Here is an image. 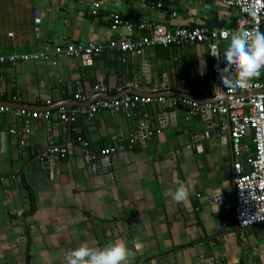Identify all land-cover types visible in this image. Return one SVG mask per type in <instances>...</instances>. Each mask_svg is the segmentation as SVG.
Returning a JSON list of instances; mask_svg holds the SVG:
<instances>
[{
  "label": "crops",
  "instance_id": "obj_1",
  "mask_svg": "<svg viewBox=\"0 0 264 264\" xmlns=\"http://www.w3.org/2000/svg\"><path fill=\"white\" fill-rule=\"evenodd\" d=\"M101 2L93 15L90 0H0V51L46 54L0 63V107H9L0 114V264H66V253L81 244L103 248L117 240L135 252L129 264H264V225L239 227L232 217L236 157L221 128L227 117L187 120L186 106L170 101L226 100L208 43L141 54L107 47L82 58L57 51L148 33L113 29L112 12L134 23L142 17L175 28L232 27L238 9L220 0H166L178 12L170 16L154 0ZM228 46L221 41L223 59ZM126 96L152 101L119 113L87 111ZM61 107L75 119L62 121ZM22 109L52 114L16 115ZM245 142L253 152L252 133ZM54 144L68 153L42 159ZM107 146L119 148L110 162L102 154ZM180 183L192 187L184 203L172 199ZM133 240L143 247L135 250Z\"/></svg>",
  "mask_w": 264,
  "mask_h": 264
},
{
  "label": "built area",
  "instance_id": "obj_2",
  "mask_svg": "<svg viewBox=\"0 0 264 264\" xmlns=\"http://www.w3.org/2000/svg\"><path fill=\"white\" fill-rule=\"evenodd\" d=\"M90 12L95 15L102 8V0H90ZM146 1V0H139ZM158 8L162 9L166 15L175 16L177 10L165 5L166 0H154ZM194 1V0H185ZM228 6L236 7L239 11L237 22L232 27H208L202 25L196 26H178L171 27L166 22L146 21L139 17L136 23L124 19L120 14L112 12L109 14L111 27L117 29L120 26L132 32L135 27L144 29V33L139 37H128L125 40H111L108 45L104 42H92L89 45L69 44L65 48L58 47V52H63L69 56L82 58L94 52L101 53L105 49H119L121 51H133L143 53L150 47L184 45L190 43H208L209 54L213 59L214 82L218 87L223 85L219 69L224 68L225 62L221 56L220 43L227 40L220 34L223 32L234 31H252L257 27L264 32V0H220ZM36 23L41 22V17H36ZM220 53L219 60L212 53ZM46 57L45 53L34 51L32 53L12 52L4 54L0 51V63L27 62ZM253 86L247 89L229 90L225 89L227 98L218 102L200 103L190 98H172L170 101L177 104L180 101L186 106L185 118L189 120L197 113H202L206 117H212L214 113H219L227 117V121L222 124V130H230L232 149L236 160L234 162V181L236 203L233 207L232 217L239 227L262 224L264 225V72L253 80ZM99 88V86H96ZM104 89V88H103ZM78 98L82 96L77 95ZM150 97L126 96L122 99L103 100L101 103H95L87 110L90 116H94L101 107L110 108L117 112L123 109H130L139 103H149ZM161 101H169L166 97H161ZM9 107L2 105L0 114L8 110ZM27 110L22 109L16 112V115L26 114ZM59 116L62 121L75 119V115L70 113L66 107H61ZM51 110L30 111L27 115L32 117H43L45 120L51 118ZM142 122L141 126L144 127ZM29 130V129H28ZM252 133V140L255 146L253 152L249 151V145L245 142L246 138ZM143 136H147L144 133ZM80 141H83L79 137ZM138 134L130 140L131 143L138 142ZM87 144L86 141H83ZM24 143V140H22ZM119 148L107 146L102 150L105 156H111L117 153ZM68 147L62 145H50L42 153V159L54 161L56 156L64 157L68 153ZM247 165V166H246Z\"/></svg>",
  "mask_w": 264,
  "mask_h": 264
},
{
  "label": "clouds",
  "instance_id": "obj_3",
  "mask_svg": "<svg viewBox=\"0 0 264 264\" xmlns=\"http://www.w3.org/2000/svg\"><path fill=\"white\" fill-rule=\"evenodd\" d=\"M223 38L229 39V46L223 52L225 67L219 69L221 81L225 89L239 90L252 87L253 80L264 72V32L259 28L252 31L223 32ZM219 60L218 51L212 53ZM192 187L180 183L172 195L177 203L189 200ZM135 250H140L143 245L138 240H133ZM135 255L124 240H117L103 248L90 247L81 244L66 253V264H129Z\"/></svg>",
  "mask_w": 264,
  "mask_h": 264
},
{
  "label": "water",
  "instance_id": "obj_4",
  "mask_svg": "<svg viewBox=\"0 0 264 264\" xmlns=\"http://www.w3.org/2000/svg\"><path fill=\"white\" fill-rule=\"evenodd\" d=\"M115 113H119V111H117ZM228 133L230 134V130H228ZM230 137H231V135H230ZM104 160L110 162L111 161V158H110V156H106V158H104Z\"/></svg>",
  "mask_w": 264,
  "mask_h": 264
}]
</instances>
